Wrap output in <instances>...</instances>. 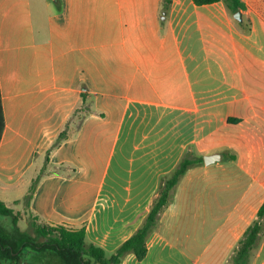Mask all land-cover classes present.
I'll use <instances>...</instances> for the list:
<instances>
[{"label": "crops", "instance_id": "crops-1", "mask_svg": "<svg viewBox=\"0 0 264 264\" xmlns=\"http://www.w3.org/2000/svg\"><path fill=\"white\" fill-rule=\"evenodd\" d=\"M241 2L236 19L223 2L0 0V201L14 210L41 174L30 215L113 254L186 152L221 154L122 264H226L264 203V0Z\"/></svg>", "mask_w": 264, "mask_h": 264}, {"label": "trees", "instance_id": "trees-1", "mask_svg": "<svg viewBox=\"0 0 264 264\" xmlns=\"http://www.w3.org/2000/svg\"><path fill=\"white\" fill-rule=\"evenodd\" d=\"M173 0H162L163 11H168ZM198 6L223 2L230 14L243 9L241 0H192ZM82 105L75 110L73 116L78 117L81 125L84 114L90 112L88 92L82 88ZM82 113L81 116H77ZM230 123L239 120L230 119ZM5 119L0 92V142L4 133ZM69 137L66 128L60 133L51 149H55ZM236 160V156H228ZM47 161V158H46ZM203 156H193L186 152L176 168L161 179L157 196L150 210L136 233L126 240L115 253L108 254L103 248L87 243L85 228H68L62 225L50 226L35 221L33 227L35 237L18 227V217L15 211L0 201V215L10 223L0 221V264H122L128 254H134L139 261L146 258L148 253L147 241L157 228L164 211L174 198L175 191L181 180L191 168L203 166ZM41 174L33 181L28 195L24 198L29 202L39 182ZM264 232V203L260 207L256 219L247 228L234 253L226 264H251L254 253Z\"/></svg>", "mask_w": 264, "mask_h": 264}, {"label": "rangeland", "instance_id": "rangeland-1", "mask_svg": "<svg viewBox=\"0 0 264 264\" xmlns=\"http://www.w3.org/2000/svg\"><path fill=\"white\" fill-rule=\"evenodd\" d=\"M82 113H79L77 116H81ZM75 120H78V117L74 118ZM191 155L194 156V153H191ZM15 214H17V221H18V227L22 231L28 232L30 235L35 237V230L33 227V223L35 222L30 215V213L27 211L25 199L22 200L21 203L17 204V206L14 208ZM0 221L2 223H10V220H6L3 216L0 215ZM39 223V222H38Z\"/></svg>", "mask_w": 264, "mask_h": 264}, {"label": "water", "instance_id": "water-1", "mask_svg": "<svg viewBox=\"0 0 264 264\" xmlns=\"http://www.w3.org/2000/svg\"><path fill=\"white\" fill-rule=\"evenodd\" d=\"M234 17L236 19H240L241 13L237 12ZM163 19H164V17H163ZM203 160H204V164L208 166V165H211V164H214V163L221 161L222 155L221 154H212V155L204 156Z\"/></svg>", "mask_w": 264, "mask_h": 264}]
</instances>
